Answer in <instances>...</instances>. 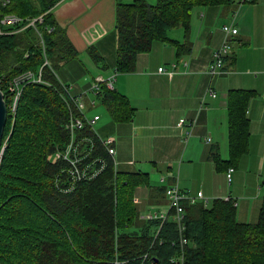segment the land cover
I'll use <instances>...</instances> for the list:
<instances>
[{"label":"trees","instance_id":"1","mask_svg":"<svg viewBox=\"0 0 264 264\" xmlns=\"http://www.w3.org/2000/svg\"><path fill=\"white\" fill-rule=\"evenodd\" d=\"M3 1L0 13L26 17L46 12L43 27L52 29H44V45L33 27L0 35V88L15 75L37 69L45 54L50 62L43 67L47 83L24 85L15 118L9 115L5 127L0 161V264H178L172 261L182 248L176 224L165 221L159 233L164 242H153L161 220L139 217L133 190L147 182L146 173L116 170L112 155L92 130L88 133L97 153L107 160L94 178L73 184L67 163L54 158L55 150L69 139L70 109L77 112L64 87L70 84L59 78L58 70L79 55L52 13L59 0ZM235 1L118 0L117 71H134L138 55L150 51L157 40L175 43L180 56L186 44L170 38L169 30L182 26L188 35L193 8ZM88 52L107 67L95 45ZM254 94L250 89L229 91L231 163L249 150L246 111ZM98 99L114 121L131 118V103L115 89H103ZM211 156L223 164L218 151ZM185 208L189 239L184 246L185 264H264V198L256 222L239 221L233 199L218 197Z\"/></svg>","mask_w":264,"mask_h":264},{"label":"crops","instance_id":"2","mask_svg":"<svg viewBox=\"0 0 264 264\" xmlns=\"http://www.w3.org/2000/svg\"><path fill=\"white\" fill-rule=\"evenodd\" d=\"M117 1L59 0L52 13L79 51L62 65L64 76L91 80L100 74H116L115 90L133 107L129 120L112 118L101 127V135L115 141L116 170L147 174V182L133 190L140 213L167 210L169 198L159 189L177 182L183 189L191 185L202 189L208 198L230 196L237 203L239 221H256L264 198L260 194L264 186V0L196 6L188 35L182 26L171 28L168 34L186 44L182 54L178 55L175 43L157 40L150 51L138 55L131 72L116 69ZM232 22L238 32L227 35L223 25ZM227 40L232 49L225 55L223 67L211 75L215 51ZM91 45L105 57L106 68L89 54ZM233 89H250L255 94L246 111L249 150L231 163L228 95ZM98 104L103 105L97 99L92 108ZM180 118H185L184 125L178 124ZM213 150L220 154L222 165L212 159ZM252 150L258 152L254 161ZM231 167L234 170L228 177ZM157 172L166 174L159 185L151 181ZM254 185H258L257 191Z\"/></svg>","mask_w":264,"mask_h":264},{"label":"built area","instance_id":"3","mask_svg":"<svg viewBox=\"0 0 264 264\" xmlns=\"http://www.w3.org/2000/svg\"><path fill=\"white\" fill-rule=\"evenodd\" d=\"M251 0H238L239 4L250 2ZM9 0L3 1V4L8 3ZM45 13H41L36 16H26L15 13H0V35L4 33H9L11 31H19L20 29H25L27 27H33L38 35L41 38V43L44 45L43 40V31L47 29L50 31L52 28L49 26H44ZM18 27V28H16ZM223 29L227 35L236 34L238 28L235 25V22L225 23ZM232 45L227 40L225 43L220 46L214 55V59L210 65V74L214 75L219 68L223 67L225 64V55L231 51ZM45 51V48H44ZM29 55V52L26 53V56ZM46 64H50L48 58L45 54V61L37 69H28L14 77L8 79L7 86L5 88H0L4 93V99L8 106V115L12 119L15 118L17 113L19 102L23 94L24 85L28 82H38V83H47L43 75V67ZM159 70H164V67H159ZM115 78L116 74H111L108 76L97 75L92 80L91 84L86 88L72 94V86H67L64 84L65 89L70 95L73 103L77 108V112L73 109H70V116L67 123V129L69 130V139L62 146L58 147L54 152V158L63 160L67 163V173L68 177L71 178V183H76L78 181L90 180L94 178L98 173H100L107 165V160L104 156L97 153L95 147V140L93 136L88 133L89 130H92L96 133V136L101 141L102 145L108 150L110 155L114 159V164L116 167V146L115 141L111 137H102L98 132H96L95 125L100 119L99 114L90 116L88 111L97 104V99L99 93L103 89H115ZM94 96V97H93ZM185 118H180L178 124L184 125ZM193 125V122L190 123ZM188 133H190L188 131ZM94 153H97L94 155ZM1 158V156H0ZM234 168H229L227 173L228 177L232 175ZM161 180L164 182L166 180L165 176L161 177ZM165 193L169 198V207L165 211L158 210H145L142 211L139 215L141 219L144 220H154L159 219L161 223L156 227L154 231V240H159L160 243L164 242V238L159 236V233L162 229L163 223L167 220L173 221L176 224L181 243V250L172 257L173 262L178 264H185L184 259V246L188 243V237L185 235L187 230L186 226V204H194L197 202H203L208 204L210 199L206 197L202 190L197 191L196 193L192 192L191 189H183L179 183L168 184L165 187ZM225 199H233L230 196H227ZM234 204L236 201L233 199ZM148 253L143 255L144 259L147 258ZM116 263L120 261L115 260Z\"/></svg>","mask_w":264,"mask_h":264},{"label":"rangeland","instance_id":"4","mask_svg":"<svg viewBox=\"0 0 264 264\" xmlns=\"http://www.w3.org/2000/svg\"><path fill=\"white\" fill-rule=\"evenodd\" d=\"M123 1H126V2H131L132 0H123ZM151 3H156L157 0H149ZM197 9V8H196ZM18 28V27H16ZM23 29H20L19 31H21ZM184 30V28H183ZM171 30H169V33L168 34H171ZM184 33H185V30H184ZM64 67L62 66L61 69L58 71V74H59V77L63 78L62 80L66 83H69L70 85H72V91L71 93L72 94H76L77 92H80L81 90L83 89H86V87L91 83V80H88L89 77L87 78H74V79H67L65 76H64ZM264 95V94H263ZM88 114L90 116H94L95 114H99L101 116V120L98 121V123L95 125V129L96 131L101 135L102 132H101V127H103L104 125H107L110 121H112V117L107 109L106 106L104 105H101V104H98L96 106V108H92L88 111ZM103 137V135H101ZM257 155H258V152L257 150H252L251 151V158H252V161L256 160L257 158ZM0 161H1V158H0ZM162 176H165L166 177V174L164 175H161L160 172H157L156 175L154 174L152 177H151V181L152 183L154 184H162L160 182V179ZM242 186H245V184H242ZM249 186V185H248ZM227 187H228V182H227ZM257 187L258 185H254V188H255V191H257ZM189 189L193 188V186L191 185L190 187H188ZM232 188V186H231ZM195 191H199V190H202V189H197V187L194 189ZM260 194H261V197L264 196V186L261 185V191H260ZM211 198V197H210ZM209 198V199H210ZM212 198L210 199V202H212ZM241 201V200H240ZM168 207V205H167ZM257 219H255L256 221H258V217H256ZM254 221V222H256Z\"/></svg>","mask_w":264,"mask_h":264},{"label":"water","instance_id":"5","mask_svg":"<svg viewBox=\"0 0 264 264\" xmlns=\"http://www.w3.org/2000/svg\"><path fill=\"white\" fill-rule=\"evenodd\" d=\"M8 106L4 99V93L0 89V156L3 151V137L8 120Z\"/></svg>","mask_w":264,"mask_h":264}]
</instances>
